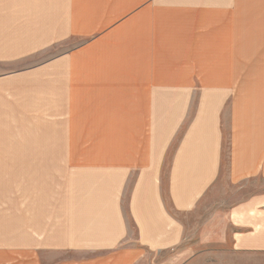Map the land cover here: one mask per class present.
<instances>
[{
    "label": "crops",
    "instance_id": "obj_1",
    "mask_svg": "<svg viewBox=\"0 0 264 264\" xmlns=\"http://www.w3.org/2000/svg\"><path fill=\"white\" fill-rule=\"evenodd\" d=\"M0 30L12 62L44 56L23 72L35 90L64 66L66 114L61 160L29 168L0 264H140L183 245L181 216L217 184L264 182V0H0ZM230 218L221 254L264 255V196Z\"/></svg>",
    "mask_w": 264,
    "mask_h": 264
},
{
    "label": "rangeland",
    "instance_id": "obj_2",
    "mask_svg": "<svg viewBox=\"0 0 264 264\" xmlns=\"http://www.w3.org/2000/svg\"><path fill=\"white\" fill-rule=\"evenodd\" d=\"M61 30L59 27L53 29L52 47L46 52L50 55L45 60L54 62L65 52L67 44L60 42ZM11 32L0 30L1 244L11 242L12 215L18 214L21 219L26 217L29 168L34 174L41 165L58 163L65 149L66 134L64 87L58 77L64 66L59 62L52 65L57 77L53 74L51 93H45L44 89H48L42 84L35 90L34 78L23 72L42 66L46 62L44 56L24 59L23 63L12 62ZM19 72L22 74L17 75ZM26 149L30 150L24 151ZM257 196H264V182H252L238 188L225 181L217 184L192 213L181 216L186 227L183 245L175 252L148 255L140 264H264L263 254L240 259L220 252V244L224 249L232 247L235 229L230 214L233 209ZM19 224L17 232H26V223ZM223 233H227L226 242H205L210 235ZM209 249L215 253L204 255V250Z\"/></svg>",
    "mask_w": 264,
    "mask_h": 264
}]
</instances>
